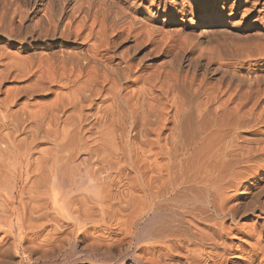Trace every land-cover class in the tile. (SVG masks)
<instances>
[{"label":"bare ground","instance_id":"obj_1","mask_svg":"<svg viewBox=\"0 0 264 264\" xmlns=\"http://www.w3.org/2000/svg\"><path fill=\"white\" fill-rule=\"evenodd\" d=\"M76 245L264 264V0H0V264Z\"/></svg>","mask_w":264,"mask_h":264},{"label":"rangeland","instance_id":"obj_2","mask_svg":"<svg viewBox=\"0 0 264 264\" xmlns=\"http://www.w3.org/2000/svg\"><path fill=\"white\" fill-rule=\"evenodd\" d=\"M210 13V10L208 11V14ZM205 27H207V25L205 26ZM223 29H225V28H227V27H225V26H223L222 27ZM189 29V30H188ZM187 29V33H190L192 30H191V28H188ZM189 31V32H188ZM166 34H170V32L168 31V30H166V32H165ZM234 36H236V35H234ZM223 38H227L228 36H222ZM220 42H222V41H214V42H210V40H206V41H203L202 43H200V48L201 49H208V48H211V47H214V46H216V45H218ZM224 42V41H223ZM222 42V43H223ZM223 44H225V42L223 43ZM194 55H196V53L194 54ZM92 233H93V231L92 230H90ZM79 246L78 245H76V246H72V247H69V249L66 247L65 248V250H63V251H61L60 253H59V255L61 256H59V255H57V256H54L53 258H50V259H47V260H45L43 263H38V264H53V263H55V264H60L61 263V261H63V263H61V264H65V262L67 263L70 259L72 260V258H73V260H72V263L74 264V261H75V264H84V263H86V264H88V259H86L87 257L85 256V255H83V254H81L80 252H81V249L80 248H78ZM71 249V250H70ZM134 249V248H133ZM69 250V251H68ZM75 250V251H74ZM65 251V252H64ZM73 252H76V254L75 253H73ZM62 253V254H61ZM67 255H66V254ZM72 254H75V255H73L72 256ZM65 256V257H64ZM69 256V257H68ZM76 256H78V257H76ZM59 257H60V259H59ZM64 257V258H63ZM84 257V258H83ZM65 258H67L66 259V261H65ZM78 258V259H77ZM63 259V260H62ZM80 259V260H79ZM84 259L86 260V262L84 261ZM53 260H54V262H53ZM71 260L69 261L70 263H71ZM82 260V261H81ZM57 262V263H56ZM69 262L67 263V264H69ZM79 262H81V263H79ZM90 262V264H101L100 262L99 263H93V261L92 260H90L89 261Z\"/></svg>","mask_w":264,"mask_h":264}]
</instances>
